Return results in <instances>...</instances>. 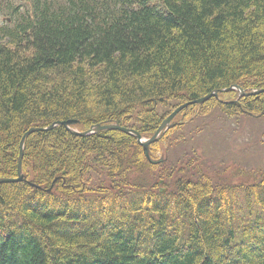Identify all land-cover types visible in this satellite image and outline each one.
Here are the masks:
<instances>
[{"label": "trees", "instance_id": "16d2710c", "mask_svg": "<svg viewBox=\"0 0 264 264\" xmlns=\"http://www.w3.org/2000/svg\"><path fill=\"white\" fill-rule=\"evenodd\" d=\"M234 84L264 89V0H0V177L32 127L150 137ZM217 95L172 118L157 163L117 129L29 133L25 181L0 183V264H264V171L218 190L172 158L170 137L214 105L264 114V91Z\"/></svg>", "mask_w": 264, "mask_h": 264}, {"label": "rangeland", "instance_id": "374dc122", "mask_svg": "<svg viewBox=\"0 0 264 264\" xmlns=\"http://www.w3.org/2000/svg\"><path fill=\"white\" fill-rule=\"evenodd\" d=\"M216 98L223 101L218 98V95ZM222 99L226 98L222 97ZM231 101L233 99L227 100V102ZM210 108L202 117L194 116L185 120V125L180 132H176L174 135H178L177 133L185 135L183 142H176L174 138L177 136L170 137L172 158L178 157L181 153V156L186 154L183 157V163H191L186 167V181L205 178L208 179V182L215 184L213 187L218 190L222 187L231 188V186L246 185L257 181L264 171V114L238 113L229 116L216 105ZM73 126L71 125V128L77 130ZM19 155L20 142L17 169ZM22 156L23 149L20 168ZM157 156H161L160 158L163 159L164 154L158 153ZM152 174L154 173L152 172ZM22 177L24 178L23 175ZM145 178L149 182L152 181L150 176ZM165 187L163 186L160 191L166 192L167 188Z\"/></svg>", "mask_w": 264, "mask_h": 264}, {"label": "water", "instance_id": "95a60500", "mask_svg": "<svg viewBox=\"0 0 264 264\" xmlns=\"http://www.w3.org/2000/svg\"><path fill=\"white\" fill-rule=\"evenodd\" d=\"M230 89H237L239 91V95L238 96H243V95H253L256 94L258 92L264 91V89H256V90H251V91H244L241 87H239L238 85H232L230 87L224 88V89H220V90H213L212 92H210L209 94H207L206 96L196 99L194 100V102H201L203 100H205L206 98L214 95L216 96L218 94V92H222V91H229ZM186 104H182L177 106L170 114H168L163 121L161 122V124L159 125V127L156 129V131L154 132V134L152 136H150L149 138H141L139 133H137L135 130L133 129H129V128H125L122 127L116 123H112V124H105V125H100V124H96L94 126H92L90 129L85 130V131H77L73 128H71V125H74L76 123L75 120L73 119H66V120H62V121H56L50 125H48L47 127H36V128H30L29 130H27L21 137L20 139V155H19V159H18V169H17V176L14 178H0V183L2 182H17V181H23L25 180L22 177L21 174V168H20V158L22 155V149H23V143H24V139L25 137L32 131H38V130H44V129H49L52 128L55 125H62L64 126L69 132L73 133V134H77V135H87L90 133H94L98 130L101 129H118L120 131H123L125 133H130L132 134L134 137H136L138 144L142 147L143 153L146 156V158L148 159V161L150 163H157L162 161V159H152L149 156V145L153 142H155L156 140H158L160 138V136L164 133V131L170 126V122L172 120V118L185 106Z\"/></svg>", "mask_w": 264, "mask_h": 264}, {"label": "bare ground", "instance_id": "6f19581e", "mask_svg": "<svg viewBox=\"0 0 264 264\" xmlns=\"http://www.w3.org/2000/svg\"><path fill=\"white\" fill-rule=\"evenodd\" d=\"M261 92H263V91H261ZM259 93V92H258ZM207 95V94H206ZM205 95V96H206ZM212 96H214V95H212ZM212 96H210V97H212ZM217 96V95H216ZM204 97V96H203ZM210 97H208V98H206L205 100H203V101H201V102H194V100L193 101H190V102H187V103H184V104H186L185 106H187V105H189V104H192V103H202V102H204V101H206L207 99H209ZM200 98H202V97H200ZM199 99V98H198ZM196 100V99H195ZM184 106V107H185ZM174 118V117H173ZM32 128H36V127H32ZM129 129H131V128H129ZM168 129V128H167ZM29 130V129H28ZM32 132H34V131H32ZM123 132V131H122ZM31 133V132H30ZM125 133V132H124ZM137 133H139V132H137ZM128 134H130V133H128ZM132 135V134H131ZM139 135H140V137L141 138H143L144 136H142L140 133H139ZM133 136V135H132ZM136 138V137H135ZM145 138H149V137H145ZM137 140V139H136ZM138 143V142H137Z\"/></svg>", "mask_w": 264, "mask_h": 264}]
</instances>
